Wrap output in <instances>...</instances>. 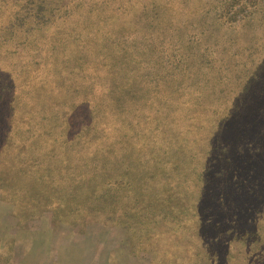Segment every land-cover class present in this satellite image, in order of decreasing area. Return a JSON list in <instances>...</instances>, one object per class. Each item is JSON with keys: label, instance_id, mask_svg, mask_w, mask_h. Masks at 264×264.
<instances>
[{"label": "trees", "instance_id": "1", "mask_svg": "<svg viewBox=\"0 0 264 264\" xmlns=\"http://www.w3.org/2000/svg\"><path fill=\"white\" fill-rule=\"evenodd\" d=\"M232 5L0 0V194L122 228L148 264H264V0Z\"/></svg>", "mask_w": 264, "mask_h": 264}, {"label": "rangeland", "instance_id": "2", "mask_svg": "<svg viewBox=\"0 0 264 264\" xmlns=\"http://www.w3.org/2000/svg\"><path fill=\"white\" fill-rule=\"evenodd\" d=\"M241 0H233L231 10L237 6ZM243 10L239 15L244 14ZM257 28V26H256ZM255 30L252 28V31ZM194 33V32H193ZM199 29L196 30L198 35ZM137 40V47H133L131 54L121 58L118 64L124 62V69L132 72H138L146 66L143 58L137 57V48H140L144 38ZM152 42L162 40L164 44L172 40L171 46L161 51L158 45L155 47H147L145 42V52L150 53L152 58L156 60L162 55H170L167 63L171 66L175 65L177 55L180 50L174 46L178 41H174V36L169 39L168 36H152ZM211 39V40H210ZM208 40L213 45L222 42L221 33L216 29L211 33ZM47 42V41H46ZM133 44V43H130ZM50 45V43H49ZM174 47V50L172 49ZM197 47V46H196ZM194 47L191 51L195 54L201 52V48L205 47V43L196 50ZM215 48V47H213ZM170 49L173 51H170ZM185 52H189L186 50ZM194 55V52H192ZM1 65L12 68L8 61L0 60ZM149 67V68H148ZM169 69V68H168ZM164 70H167L164 67ZM163 65L157 64L150 60L147 64L145 72H149L147 76L140 77V81H147L150 75L154 79L158 78L159 74L164 71ZM170 71V69H169ZM172 75V71L170 72ZM169 73V74H170ZM168 74V75H169ZM122 76V75H120ZM137 78V77H136ZM146 78V79H145ZM180 78V76H178ZM100 86V84H98ZM102 86H100V89ZM100 92V91H99ZM104 89L102 90V93ZM90 92L82 87L78 88L74 93V98L85 100ZM104 94V93H103ZM102 95V94H101ZM105 95V94H104ZM123 93L111 94V99L104 103L103 106L110 108H118L121 96ZM109 96V95H108ZM127 96H124L125 100ZM26 199V198H25ZM27 201V199H26ZM74 214L63 215L60 212H52L51 210L24 211L22 204H14L9 201L4 195L0 194V264H148L150 255L146 252L139 251L134 242H131L125 230L122 228L110 226L109 224H101L99 222H84L85 226L76 223Z\"/></svg>", "mask_w": 264, "mask_h": 264}]
</instances>
